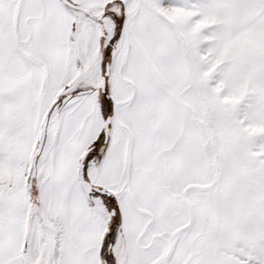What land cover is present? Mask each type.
<instances>
[{"label": "snow or ice", "instance_id": "6c2138e0", "mask_svg": "<svg viewBox=\"0 0 264 264\" xmlns=\"http://www.w3.org/2000/svg\"><path fill=\"white\" fill-rule=\"evenodd\" d=\"M0 264H264V0H0Z\"/></svg>", "mask_w": 264, "mask_h": 264}]
</instances>
